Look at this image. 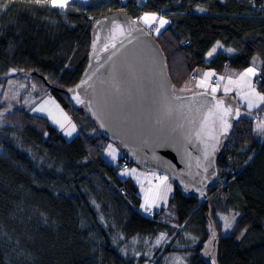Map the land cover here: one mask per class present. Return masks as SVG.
<instances>
[{
	"label": "trees",
	"instance_id": "1",
	"mask_svg": "<svg viewBox=\"0 0 264 264\" xmlns=\"http://www.w3.org/2000/svg\"><path fill=\"white\" fill-rule=\"evenodd\" d=\"M117 10L139 20L146 12L169 18L153 34L178 94L200 65L222 72L255 63L264 93V0H104L80 9L0 0V88L14 69L52 85L80 129L67 140L31 108L0 115V264H164L170 252L184 256L181 264H264V135L255 139L254 117L241 110L233 122L206 200L172 180L169 206L150 217L138 211L136 182L118 176L124 161L135 163L125 153L117 166L108 163L110 140L86 108L70 103L65 91L88 66L94 20ZM217 42L232 52L206 60ZM90 177L108 179L110 189L97 191ZM162 234L170 236L166 247L155 242ZM209 239L215 245L205 252Z\"/></svg>",
	"mask_w": 264,
	"mask_h": 264
},
{
	"label": "water",
	"instance_id": "2",
	"mask_svg": "<svg viewBox=\"0 0 264 264\" xmlns=\"http://www.w3.org/2000/svg\"><path fill=\"white\" fill-rule=\"evenodd\" d=\"M91 36L88 66L65 91L72 106L86 108L136 165L179 181L203 201L240 108L208 90L178 94L159 41L126 10L96 18Z\"/></svg>",
	"mask_w": 264,
	"mask_h": 264
},
{
	"label": "rangeland",
	"instance_id": "3",
	"mask_svg": "<svg viewBox=\"0 0 264 264\" xmlns=\"http://www.w3.org/2000/svg\"><path fill=\"white\" fill-rule=\"evenodd\" d=\"M103 1L104 0H50L53 7L65 8L73 4L76 5V7L78 6L79 9L87 6L99 5ZM140 19L144 25L150 27L152 34L155 31L159 33L169 24V18L167 16L154 12H146L140 16ZM219 50L231 52V48H225L221 42H217L206 55V60H210ZM258 70L256 63L244 70L228 67L222 72H218L208 66L200 65L195 69L197 78L193 79L192 75L191 80H188L180 87V90L185 94L205 89L217 95L221 94V97L228 96L226 98H234L241 101L243 115L254 117V135L255 139L258 140L264 135V110L262 118L261 116L255 117V112L259 111L264 105V93L259 89L263 83V79L259 75L255 76ZM10 72H16V75L15 78H11L0 88V104H2L0 115L6 116L16 108L27 107L31 108L34 113L45 116L50 124L63 133L67 140H73L79 134V126L72 118L70 112L51 93L48 89L49 87L38 85L25 72L19 73L16 69ZM213 75L218 78V82H212L211 79H213ZM1 152H3L2 146H0V153ZM123 155L124 152L118 145L111 141L107 142L104 147L103 156L108 163L117 166L119 164V159ZM118 176L121 179L132 178L139 186V194L141 196V205L139 209L145 210L144 213H147L146 206L152 207V212L154 210L159 211L163 207L169 206L170 199L174 194L173 179L159 172L148 171L136 164L129 165L128 168L123 167V169L118 172ZM96 181L97 183H95ZM89 183L96 185L97 191L99 192L105 187L110 189L108 179L90 177ZM207 197L208 193L204 200H206ZM156 211L154 212L156 213ZM154 212L151 216L155 215ZM225 221L228 222V218H225ZM187 231L192 232V228ZM149 241L150 239L148 238L144 240V242ZM155 242L162 247H166L171 243L170 236L162 234L155 239ZM174 243L175 242L172 243V247ZM212 245H215L214 239H209L206 242L204 251L209 252ZM182 259H184L182 254L170 252L164 258L163 263L181 264L180 260Z\"/></svg>",
	"mask_w": 264,
	"mask_h": 264
},
{
	"label": "built area",
	"instance_id": "4",
	"mask_svg": "<svg viewBox=\"0 0 264 264\" xmlns=\"http://www.w3.org/2000/svg\"><path fill=\"white\" fill-rule=\"evenodd\" d=\"M218 81V79H217V77H213V79H212V82L213 83H216ZM257 116H260V114H258ZM129 163L127 162V161H125L124 162V164H123V166H124V168H128L129 167ZM140 210V212L141 213H143V214H146V215H148V216H150V217H153V216H151L152 214H153V212L151 211L152 210V208L151 207H146V211H147V213H144L145 212V210H143V209H139ZM155 213V212H154Z\"/></svg>",
	"mask_w": 264,
	"mask_h": 264
},
{
	"label": "bare ground",
	"instance_id": "5",
	"mask_svg": "<svg viewBox=\"0 0 264 264\" xmlns=\"http://www.w3.org/2000/svg\"><path fill=\"white\" fill-rule=\"evenodd\" d=\"M138 20H139V19H138ZM139 21L141 22V20H139ZM141 23H142V22H141ZM142 24H143V23H142ZM143 25H144V24H143ZM145 26H146V25H145ZM146 27L148 28V26H146ZM148 29H149V28H148ZM149 30H150V29H149ZM233 107H235V108H236V107H239V108H240V111L243 110V107H242L240 104H239V105H236V106H233ZM241 107H242V108H241ZM242 112H243V111H242ZM258 114H260V116H261V118H262V115H263L262 112H260V111L255 112V117H256V118L258 117V116H257ZM249 117H250V116H249ZM231 130H232V129H231ZM230 139H231V138H230ZM229 142H230V141H229Z\"/></svg>",
	"mask_w": 264,
	"mask_h": 264
},
{
	"label": "crops",
	"instance_id": "6",
	"mask_svg": "<svg viewBox=\"0 0 264 264\" xmlns=\"http://www.w3.org/2000/svg\"><path fill=\"white\" fill-rule=\"evenodd\" d=\"M141 20V19H140ZM231 52H232V49H231ZM231 52H228V53H231ZM257 67V66H256ZM258 68V67H257ZM259 69V68H258ZM217 71V70H216ZM259 73H260V70H258L257 71V73L255 74V76H257V75H259ZM195 75V79L197 78V76H196V74H194ZM214 76V75H213ZM212 76V77H213ZM212 80V79H211ZM200 90H205V89H200ZM222 96H225V95H222ZM225 97H228V96H225ZM239 101V100H238ZM240 102V105L242 106V104H241V101H239ZM260 111V110H259ZM262 112V114H263V111H261ZM245 116H248V115H245ZM262 117H263V115H262ZM146 207H150V206H146ZM152 208V207H151ZM154 210V209H153ZM154 211H156V210H154Z\"/></svg>",
	"mask_w": 264,
	"mask_h": 264
}]
</instances>
